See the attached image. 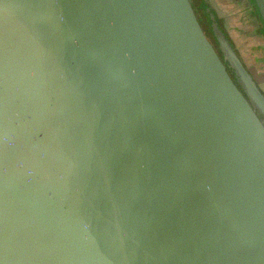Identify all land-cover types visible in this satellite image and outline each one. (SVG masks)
Masks as SVG:
<instances>
[{
	"label": "water",
	"instance_id": "obj_1",
	"mask_svg": "<svg viewBox=\"0 0 264 264\" xmlns=\"http://www.w3.org/2000/svg\"><path fill=\"white\" fill-rule=\"evenodd\" d=\"M213 29L224 65L189 0H0V264H264V90Z\"/></svg>",
	"mask_w": 264,
	"mask_h": 264
},
{
	"label": "crops",
	"instance_id": "obj_2",
	"mask_svg": "<svg viewBox=\"0 0 264 264\" xmlns=\"http://www.w3.org/2000/svg\"><path fill=\"white\" fill-rule=\"evenodd\" d=\"M210 1L211 7L216 4L222 8L225 13L223 15L221 12H217L220 10L219 8L213 7V10L223 22L226 30L222 24L221 26L225 36L230 39L236 54L253 79L264 90V36L258 30L260 23L252 18L255 16L253 8H248L246 0ZM224 15L226 18L222 17Z\"/></svg>",
	"mask_w": 264,
	"mask_h": 264
},
{
	"label": "trees",
	"instance_id": "obj_3",
	"mask_svg": "<svg viewBox=\"0 0 264 264\" xmlns=\"http://www.w3.org/2000/svg\"><path fill=\"white\" fill-rule=\"evenodd\" d=\"M189 3H190L192 11H193L199 25L202 26L201 29H202L203 33H206V35H209L213 38L215 46L218 50L219 42L217 41V38L214 34L213 24L215 23L217 28L222 33H224V31L222 29V26L220 25L221 21L218 18L216 12L213 10V8H211V7L209 8V6L203 0H201V1L189 0ZM225 37L228 39V41L230 43V39L227 36H225ZM232 48H233V46H232ZM218 52H219V50H218ZM226 69H227V71H230V68L226 67ZM232 78H233V76H232Z\"/></svg>",
	"mask_w": 264,
	"mask_h": 264
},
{
	"label": "rangeland",
	"instance_id": "obj_4",
	"mask_svg": "<svg viewBox=\"0 0 264 264\" xmlns=\"http://www.w3.org/2000/svg\"><path fill=\"white\" fill-rule=\"evenodd\" d=\"M199 1H201V0H199ZM208 6H209V8L211 7V1L210 0H203ZM212 1H215V0H212ZM213 3V2H212ZM247 6H248V8H253V7H251V5H249V4H247ZM214 8H219L220 6L219 5H216V4H214V6H213ZM213 7H211V8H213ZM220 10H217V12L219 11V12H221L222 13V15L223 14H225L223 11H222V8H219ZM254 11V10H253ZM222 17H224V18H226L225 17V15L224 16H222ZM221 17V18H222ZM223 19V18H222ZM221 21V20H220ZM221 24H222V26H223V28L225 29V27H224V25H223V22H221ZM220 24V25H221ZM258 24V23H257ZM201 28H202V26H201ZM226 30V29H225ZM258 30H259V32H262L263 30H262V27L261 28H258ZM260 34V33H259ZM204 36H205V38H206V41L209 43V45H210V47L215 51V55L217 56V58L219 59V61H220V63L222 64V65H224L223 64V61H222V55L221 54H219V52H218V50H217V48H216V46H215V43H214V41H213V38L211 37V36H209V35H206V33H204ZM227 62V61H226ZM234 72V71H233ZM232 76H233V74L231 73V75H230V78L232 79ZM42 242H44L43 240H42ZM51 256V255H50ZM50 258H52V256L50 257ZM53 260V259H52ZM54 261V260H53ZM54 263L55 264H63L61 261L59 262V263H57V262H55L54 261Z\"/></svg>",
	"mask_w": 264,
	"mask_h": 264
},
{
	"label": "flooded vegetation",
	"instance_id": "obj_5",
	"mask_svg": "<svg viewBox=\"0 0 264 264\" xmlns=\"http://www.w3.org/2000/svg\"><path fill=\"white\" fill-rule=\"evenodd\" d=\"M252 18L253 19H256V21H258L257 18H256V16H252ZM258 26H259V28H261V25L260 24H258Z\"/></svg>",
	"mask_w": 264,
	"mask_h": 264
}]
</instances>
